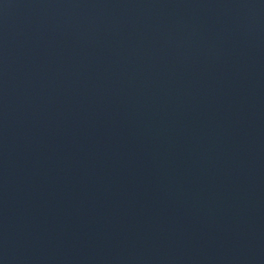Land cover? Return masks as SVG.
<instances>
[{
	"label": "water",
	"instance_id": "95a60500",
	"mask_svg": "<svg viewBox=\"0 0 264 264\" xmlns=\"http://www.w3.org/2000/svg\"><path fill=\"white\" fill-rule=\"evenodd\" d=\"M0 264H264V0H0Z\"/></svg>",
	"mask_w": 264,
	"mask_h": 264
}]
</instances>
